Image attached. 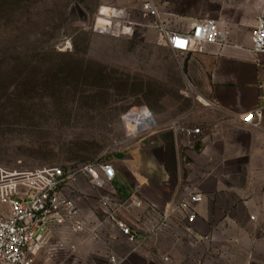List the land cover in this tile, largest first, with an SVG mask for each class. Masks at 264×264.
<instances>
[{"label":"rangeland","instance_id":"obj_1","mask_svg":"<svg viewBox=\"0 0 264 264\" xmlns=\"http://www.w3.org/2000/svg\"><path fill=\"white\" fill-rule=\"evenodd\" d=\"M154 1L172 30L187 31L209 18L220 21L230 42L252 32L239 3ZM144 2L0 0L1 168L22 172L112 164L116 155L146 138L128 134L126 123L130 130L137 125L125 123L123 116L133 108L153 113L157 127L151 133L193 127L187 117L196 111L194 102L203 101L199 86L185 75L186 61L160 42L155 19L141 11ZM101 12L124 14L112 24L116 34L97 30V21L101 27L108 21ZM130 24L134 32L122 34ZM87 186L91 193L84 201L90 211L83 213L103 220L98 192L109 188ZM164 236L168 240L160 246L147 241L151 259L130 255V246L122 240L90 243L86 235L65 238L76 244L75 252L66 246L57 251L62 238L55 236L38 264H110L108 253L126 256L125 264H264L249 259L231 239L211 237L176 247L170 235Z\"/></svg>","mask_w":264,"mask_h":264},{"label":"crops","instance_id":"obj_2","mask_svg":"<svg viewBox=\"0 0 264 264\" xmlns=\"http://www.w3.org/2000/svg\"><path fill=\"white\" fill-rule=\"evenodd\" d=\"M228 1L241 4L253 29L264 0ZM250 35L224 47L203 45L179 55L186 61L185 75L198 84L203 98L187 117L202 135L189 138L175 127L148 133L115 156L116 177L108 186L119 200L137 196L165 212L188 192H199L204 200L197 207L196 233L231 239L249 259L264 262V119L258 128L240 121L264 97V55L251 52ZM78 187V204L87 213L84 198L91 189L85 178ZM114 233L110 239L116 243ZM162 240L168 238H152L149 245L160 246Z\"/></svg>","mask_w":264,"mask_h":264},{"label":"built area","instance_id":"obj_3","mask_svg":"<svg viewBox=\"0 0 264 264\" xmlns=\"http://www.w3.org/2000/svg\"><path fill=\"white\" fill-rule=\"evenodd\" d=\"M142 13L155 19L154 29L160 42L175 55L200 50L203 45L224 47L229 44L228 36L219 22L206 18L192 25L189 31L179 32L170 29L161 20L154 0H145ZM101 15V14H100ZM122 12L113 16H103L107 25L97 30L116 34L118 29L113 22ZM102 16V15H101ZM130 24L123 27L122 34L134 32ZM251 52L264 55V6L255 20L251 35ZM137 125L130 130L127 121ZM264 119V97L262 104L254 111L240 117L242 124L252 128L261 126ZM130 137L147 135L156 126V118L147 108H133L123 116ZM181 134L194 138L202 135L200 128L174 126ZM116 171L111 163L82 164L75 167H54L33 171L9 172L0 167V264H38L41 255L48 249L55 236H61L56 250L67 247L72 252L76 244H68L69 236L86 235L90 243L111 242L110 235L117 233V241L130 246V255L136 254L151 259L153 253L146 247L147 241L170 235L174 246L200 244L209 240L195 231L197 207L204 196L190 191L186 197L162 211L157 205L144 202L137 196L125 200L117 199L108 186L114 181ZM85 178L94 188H106L109 195H100L105 217L100 220L84 214L78 204L80 193L78 180ZM135 210H141L134 214ZM189 240V241H188ZM67 243V244H66ZM109 249V248H108ZM110 264H125L126 256L108 253ZM164 261H168L164 258Z\"/></svg>","mask_w":264,"mask_h":264},{"label":"bare ground","instance_id":"obj_4","mask_svg":"<svg viewBox=\"0 0 264 264\" xmlns=\"http://www.w3.org/2000/svg\"><path fill=\"white\" fill-rule=\"evenodd\" d=\"M101 15H102V16H113L114 14H113V15H112V14H111V15H104V14L101 12ZM104 18H105V17H104ZM99 19H103V18H99ZM99 19H98V20H99ZM104 20H105V19H104ZM105 21H106V20H105ZM106 22H107V21H106ZM97 25H98V21H97ZM98 26H100V25H98ZM125 121H127L126 118H125Z\"/></svg>","mask_w":264,"mask_h":264}]
</instances>
